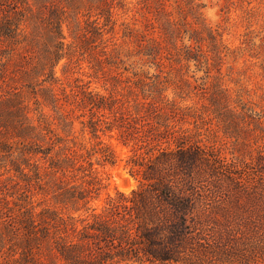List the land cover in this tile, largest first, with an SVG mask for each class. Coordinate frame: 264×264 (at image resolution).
I'll return each instance as SVG.
<instances>
[{"label": "trees", "instance_id": "obj_1", "mask_svg": "<svg viewBox=\"0 0 264 264\" xmlns=\"http://www.w3.org/2000/svg\"><path fill=\"white\" fill-rule=\"evenodd\" d=\"M202 8L0 0V264H264V107L224 85L236 50ZM102 137L138 185L97 212Z\"/></svg>", "mask_w": 264, "mask_h": 264}, {"label": "rangeland", "instance_id": "obj_2", "mask_svg": "<svg viewBox=\"0 0 264 264\" xmlns=\"http://www.w3.org/2000/svg\"><path fill=\"white\" fill-rule=\"evenodd\" d=\"M123 1L135 2V0ZM195 1L203 5L201 13L206 23L212 27L221 26L224 31L222 37L224 43L231 50H236L234 57H227L224 61L225 64L222 68L223 73L226 75L223 80L224 85L233 92H241L244 99H249L259 104L260 107H264V101H260L259 99V96L262 94L260 88H262L264 84L262 70L260 68V64L264 61V55L263 53H259L257 49L259 38L263 35L264 30V0H249L242 3H239L238 0ZM247 2H250V4ZM118 14L119 15L116 17L118 21L113 39L118 44H121V27L119 24L122 22L133 23V20L132 13L123 14L120 12ZM184 43L187 44L188 42L184 40ZM251 44H254V47H252ZM123 49L125 52L126 50H130L133 53L134 45H123ZM257 53L259 54L257 55ZM128 63H134L137 69L141 67V62H138L135 57H131ZM81 67L83 72L87 71L86 63H82ZM228 67L232 68L231 73L228 72ZM143 69H147V67H143ZM149 70L153 72L152 68ZM193 71H195V67L191 64L188 75H193ZM56 74L63 82H66L71 77L79 75L76 73L68 77L61 76V65L57 67ZM203 75L204 73L202 71L195 72L196 78L202 77ZM83 79L88 80L85 76H83ZM92 87L99 88L100 84L93 82ZM245 91H249V96ZM78 128L79 126L76 124L75 130H78ZM208 138L209 142L213 141L211 136ZM208 138H205V140H208ZM102 140L111 145L116 156V162L114 165L106 164L103 167L96 165L100 173L106 178L105 182L107 185L106 188L102 190L99 198L91 203V206L96 208L97 212H99L100 208L104 205L107 197L115 196L116 192L128 194L138 185L137 180L132 177L124 167L129 149L115 138L108 139L107 137H102ZM216 144L219 145L218 143ZM224 148L229 149L230 145L228 144ZM225 152L228 154V150L225 149Z\"/></svg>", "mask_w": 264, "mask_h": 264}, {"label": "bare ground", "instance_id": "obj_3", "mask_svg": "<svg viewBox=\"0 0 264 264\" xmlns=\"http://www.w3.org/2000/svg\"><path fill=\"white\" fill-rule=\"evenodd\" d=\"M122 181V180H121ZM119 182V181H118ZM121 185V184H120ZM126 186H127V182H126ZM121 187V186H120ZM123 188H125V187H123Z\"/></svg>", "mask_w": 264, "mask_h": 264}]
</instances>
